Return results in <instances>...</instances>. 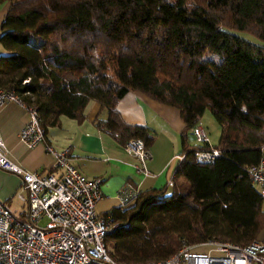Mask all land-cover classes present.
I'll use <instances>...</instances> for the list:
<instances>
[{"label":"trees","instance_id":"16d2710c","mask_svg":"<svg viewBox=\"0 0 264 264\" xmlns=\"http://www.w3.org/2000/svg\"><path fill=\"white\" fill-rule=\"evenodd\" d=\"M0 88L38 109L42 127L81 123L90 102L119 142H154L124 122L118 103L131 91L177 108L185 124L183 160L169 187L139 193L108 213L121 226L106 239L119 263L163 261L183 244L242 247L264 228L263 201L248 169L264 160V0H0ZM24 81H27L24 83ZM209 110L221 127L209 145L190 144ZM98 264V263H95Z\"/></svg>","mask_w":264,"mask_h":264},{"label":"built area","instance_id":"2783aa9c","mask_svg":"<svg viewBox=\"0 0 264 264\" xmlns=\"http://www.w3.org/2000/svg\"><path fill=\"white\" fill-rule=\"evenodd\" d=\"M27 81H24L26 83ZM21 107L27 121L19 132L18 140L31 149L45 143L39 111L26 105L13 91L0 88V108L6 103ZM195 143L210 145L205 129L198 125L192 130ZM125 152L137 159L136 170L149 175L147 163L150 149L142 139H131L123 145ZM54 158V167L62 170L61 177L26 172L9 159V150L0 139V170L18 177L20 186L15 198L24 205V216L11 213L0 202V264H264V243L254 242L242 247L237 244L210 241L181 249L169 259L137 263H119L109 254L106 239L121 225L110 216H100L96 208L105 196L101 180L88 178L72 163L71 148L61 151L46 145ZM217 149L199 151L197 161L210 164L219 157ZM178 161L183 156L177 157ZM253 184L264 201V160L248 169ZM139 191L131 184L120 190V207H128L139 198ZM48 220L45 227L40 225ZM206 247L204 252L195 250Z\"/></svg>","mask_w":264,"mask_h":264},{"label":"crops","instance_id":"0c3cea01","mask_svg":"<svg viewBox=\"0 0 264 264\" xmlns=\"http://www.w3.org/2000/svg\"><path fill=\"white\" fill-rule=\"evenodd\" d=\"M7 7L8 3L0 5V23ZM1 51L0 47V53H3ZM116 109L124 122L146 127L154 135V142L149 148L148 176L138 173L137 159L125 152L119 140L103 125H97L108 117L107 110L97 102L89 103L83 122L62 117L59 127L48 129L45 143L31 149L18 140L19 132L27 121L25 111L14 103H6L0 108V139L8 147L9 159L26 172L58 178L62 170L54 167V158L46 151V145L57 151L70 145L73 165L86 177L101 180L105 198L98 203L96 211L100 216L108 215L114 208L120 207L117 196L126 184L133 185L139 192L169 187L167 193H170L185 129L177 108L158 103L139 91L126 94ZM189 143L192 145L195 141ZM19 186L18 177L0 170V202L12 214L16 212L22 218L25 207L15 198ZM14 202L19 204L17 208H12ZM258 242L264 243V228Z\"/></svg>","mask_w":264,"mask_h":264},{"label":"rangeland","instance_id":"374dc122","mask_svg":"<svg viewBox=\"0 0 264 264\" xmlns=\"http://www.w3.org/2000/svg\"><path fill=\"white\" fill-rule=\"evenodd\" d=\"M3 20V19H2ZM1 24V23H0ZM235 34H237L238 36L246 39L249 42L254 43L255 45L264 47V41L259 40L258 38H256L255 36L249 34V33H245V32H236ZM200 125L205 129V131L207 132L208 136H209V141H210V145L211 146H217L220 140V136H221V127L219 125V123L217 122L216 118L213 116V114L207 110L201 120H200ZM195 141L194 138L192 136L189 137V142ZM70 145L67 146V148H69ZM19 206V204L17 202H14L12 205V208H17ZM11 208V209H12ZM13 211H15V209H12ZM13 214L15 216H18L16 212H13ZM48 224V220L47 219H43L40 221V225L42 227H45ZM206 249V247L203 246H197L195 248V250H199V252H204Z\"/></svg>","mask_w":264,"mask_h":264}]
</instances>
